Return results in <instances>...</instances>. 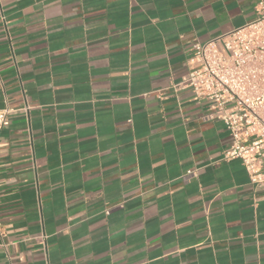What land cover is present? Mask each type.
Listing matches in <instances>:
<instances>
[{"label": "crops", "instance_id": "obj_1", "mask_svg": "<svg viewBox=\"0 0 264 264\" xmlns=\"http://www.w3.org/2000/svg\"><path fill=\"white\" fill-rule=\"evenodd\" d=\"M254 15V0H0V111L33 108L0 131V264H264V187L173 89L194 41Z\"/></svg>", "mask_w": 264, "mask_h": 264}, {"label": "built area", "instance_id": "obj_2", "mask_svg": "<svg viewBox=\"0 0 264 264\" xmlns=\"http://www.w3.org/2000/svg\"><path fill=\"white\" fill-rule=\"evenodd\" d=\"M254 1V18L244 26L192 43L189 72L173 89L189 90L195 101L207 104L205 119L222 122L232 139L222 159L240 160L251 184L264 187V0ZM32 109L25 97L21 105L1 110L0 131L13 115L28 116ZM193 176L188 171L182 180ZM46 239L36 238L45 249Z\"/></svg>", "mask_w": 264, "mask_h": 264}]
</instances>
